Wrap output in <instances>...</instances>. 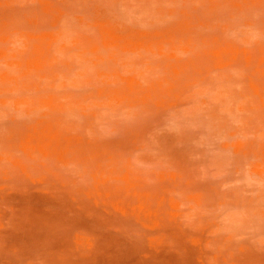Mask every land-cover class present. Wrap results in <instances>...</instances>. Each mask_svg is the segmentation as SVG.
Returning <instances> with one entry per match:
<instances>
[{
	"label": "rangeland",
	"instance_id": "rangeland-1",
	"mask_svg": "<svg viewBox=\"0 0 264 264\" xmlns=\"http://www.w3.org/2000/svg\"><path fill=\"white\" fill-rule=\"evenodd\" d=\"M0 264H264V0H0Z\"/></svg>",
	"mask_w": 264,
	"mask_h": 264
}]
</instances>
